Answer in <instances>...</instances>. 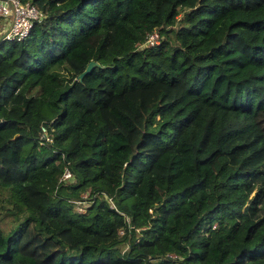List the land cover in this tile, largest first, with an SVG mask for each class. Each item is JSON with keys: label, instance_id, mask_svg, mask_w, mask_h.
I'll return each mask as SVG.
<instances>
[{"label": "trees", "instance_id": "16d2710c", "mask_svg": "<svg viewBox=\"0 0 264 264\" xmlns=\"http://www.w3.org/2000/svg\"><path fill=\"white\" fill-rule=\"evenodd\" d=\"M30 1L0 38V264H264V0Z\"/></svg>", "mask_w": 264, "mask_h": 264}, {"label": "built area", "instance_id": "2783aa9c", "mask_svg": "<svg viewBox=\"0 0 264 264\" xmlns=\"http://www.w3.org/2000/svg\"><path fill=\"white\" fill-rule=\"evenodd\" d=\"M40 16L41 11L30 0H0V19L6 22L5 26L0 29V38L15 40L23 38L29 31L32 21ZM146 35L148 43L156 42L159 38L155 28ZM71 177L70 169L64 165L59 180L67 181ZM108 198L112 203L110 197ZM75 200L77 204L81 202L78 199H74V202Z\"/></svg>", "mask_w": 264, "mask_h": 264}, {"label": "water", "instance_id": "95a60500", "mask_svg": "<svg viewBox=\"0 0 264 264\" xmlns=\"http://www.w3.org/2000/svg\"><path fill=\"white\" fill-rule=\"evenodd\" d=\"M95 64H97V61H95V60H93V59H90L87 63H86V65L84 66V68L77 74V78L78 79H81L82 78V76L85 74V73H87L90 69H91V67L93 66V65H95Z\"/></svg>", "mask_w": 264, "mask_h": 264}, {"label": "rangeland", "instance_id": "374dc122", "mask_svg": "<svg viewBox=\"0 0 264 264\" xmlns=\"http://www.w3.org/2000/svg\"><path fill=\"white\" fill-rule=\"evenodd\" d=\"M71 120V119H70ZM80 195H85L86 196V192H81V194ZM77 202V200H75V208L78 210V211H82L83 210V208H84V204L86 203V200H82L81 202L82 203H76ZM80 207V208H79Z\"/></svg>", "mask_w": 264, "mask_h": 264}, {"label": "crops", "instance_id": "0c3cea01", "mask_svg": "<svg viewBox=\"0 0 264 264\" xmlns=\"http://www.w3.org/2000/svg\"><path fill=\"white\" fill-rule=\"evenodd\" d=\"M6 22L4 20L0 19V29L5 26Z\"/></svg>", "mask_w": 264, "mask_h": 264}]
</instances>
